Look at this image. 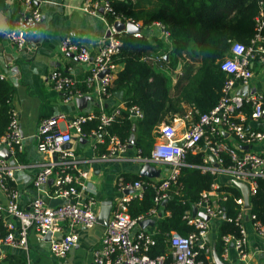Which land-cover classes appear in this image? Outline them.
<instances>
[{
  "label": "built area",
  "instance_id": "obj_1",
  "mask_svg": "<svg viewBox=\"0 0 264 264\" xmlns=\"http://www.w3.org/2000/svg\"><path fill=\"white\" fill-rule=\"evenodd\" d=\"M43 0H20L24 8V14L5 31L6 37L18 49L26 42L28 35L35 32L41 20L40 4ZM83 10L91 14L111 15L114 17L108 26V36L100 40L97 52L91 55L86 46L73 42L70 38H64L59 44L61 53H74L76 60L89 65L88 75L83 83L86 87L97 85L99 94L107 95L115 75L117 65L112 62V57L119 52L121 40L116 35L122 31H116L115 22H121L124 26L130 22L136 30L134 37H141L142 24L139 21H121L110 4V0H83ZM258 13L254 17V32L247 44L234 41L230 46L231 56L225 57L219 64V68L226 75L222 87V95L217 104L208 112L198 113L197 110L189 111L184 118L188 124L182 134L184 142L182 146L176 145L178 140L177 129L172 123H162L158 127L157 140L150 149L149 155L142 157L141 161L150 163H162L171 166V172L156 184L153 197L154 206L148 211L149 217L139 215L132 218L128 214V202L131 199L143 197V183L141 181L124 182L118 179L120 188L131 190V195L119 200L112 210L108 224L97 248L92 253V264H214L210 261V246L207 235L210 228V220L225 218V212L220 207L218 200L226 199L223 192L217 191L220 186L211 184V189L203 191L196 202V206L202 208V212L208 217L204 219L191 211H186L184 218L193 227L187 235H181L172 231L169 236V254H157L151 256L149 251L155 245L154 232H148L139 227V221L145 218H154L158 213V206L163 200L168 199V188L177 178L180 168L186 165L184 161L187 150L198 152L203 146L213 154L220 167L210 166L205 158L203 171L216 174L219 171L229 174L236 180L247 181L252 185L253 192L256 179H264V154L244 150L242 146L264 141V130L251 127L247 121L245 106H249V117L264 122V94L255 92L246 96L236 93L239 86L248 85L253 76L252 64L257 63L264 67V0H258ZM102 10V12H100ZM159 29V38L167 39L168 33L160 23H154ZM165 56V55H164ZM163 55L148 54L143 59H151L160 62ZM54 69L48 74L55 90L62 93L63 102H74L85 94V90L76 86V79L69 73ZM102 74V75H101ZM0 78L2 76L0 75ZM119 107L110 112L101 114H77L72 118L63 115L43 118L36 129L35 140L37 150L46 156L33 178V187L36 195L32 198L28 207H20L17 203L18 194L11 188L14 180L15 169L24 165L16 161L10 164L8 158L0 154V188L4 190L7 200L0 203V219L6 229V233L0 236V262L4 257V246H17L25 251L28 249V234L35 230L39 235L50 233L49 253L54 259H63L74 248L78 241V229L91 228L96 223L94 211L95 200L93 198L81 200L80 190L85 189L87 171L78 166V160L73 150L65 148V144L72 140V132L83 134L82 127L89 120L96 119L97 127L92 131L105 142L104 136L108 135L107 127L118 115ZM130 110L134 116L141 117L138 108ZM198 114L194 120L193 115ZM230 135L237 140V145H231L223 139L222 135ZM108 152L101 155V159L115 158L117 154L124 153L128 148L127 141H121L115 135H109ZM25 148L17 114L11 110V117L5 132L0 136V151L6 150L9 156L16 160L19 153ZM229 159V164H224V158ZM52 181L54 187L50 198H61L63 201L55 206H49L47 200L41 196L42 187ZM253 194V193H252ZM235 202L240 211L235 219L240 227V236L225 234L221 237L223 258L227 257L228 247L232 245L236 251V257L245 261L247 253L246 232L242 227L243 200L237 197ZM258 234L264 237V226L256 219L255 215L248 214ZM232 221L230 217L226 218ZM134 228L136 231L134 232Z\"/></svg>",
  "mask_w": 264,
  "mask_h": 264
},
{
  "label": "trees",
  "instance_id": "obj_2",
  "mask_svg": "<svg viewBox=\"0 0 264 264\" xmlns=\"http://www.w3.org/2000/svg\"><path fill=\"white\" fill-rule=\"evenodd\" d=\"M110 4L121 21H139L142 27H150L160 23L168 33L167 39L158 35L134 37L128 32L116 35L121 40L119 52L112 57V62L120 66L113 79L108 94L122 91V107L118 115L107 127L108 135L117 136L121 141H127L135 127V149L139 155H149L158 127L161 123H169L173 114L182 109L184 102L194 106L198 113L211 110L222 95V87L226 75L219 68L220 62L231 56L230 46L234 41L247 44L254 32V17L258 13V0H110ZM112 23L114 17L107 15ZM148 54L163 55L160 62L143 59ZM167 55V58H164ZM181 64L182 75L178 76L172 85V78L164 70H174ZM84 85V84H83ZM80 85L82 90L84 86ZM174 90V93H172ZM13 85L0 78V136L5 132L11 117ZM136 107L141 117L134 116L130 108ZM198 114L193 115L194 120ZM98 121L86 122L82 130H94ZM224 139V135L221 136ZM203 146V142L200 141ZM202 150L191 152L187 150L185 166L167 192L168 199L164 206H158L155 217V245L149 254L168 253L169 236L172 231L187 235L193 230L184 214L191 211L193 204L198 202L203 191L211 189L215 174L203 171ZM224 158V164H229ZM124 182L141 181L143 197L134 198L128 202V214L135 218L139 215L149 217L148 211L154 206L153 197L155 181L139 175L120 177ZM217 191L226 195V199L218 200L225 212V218L218 225V249H222L221 237L225 234L240 236V227L235 219L240 211L235 199L241 193L234 186H222ZM250 214L264 226V179L257 178L256 186L250 197ZM230 217L232 221L226 220ZM6 233L0 219V236ZM2 262L6 264H26V259L17 254L5 253Z\"/></svg>",
  "mask_w": 264,
  "mask_h": 264
},
{
  "label": "crops",
  "instance_id": "obj_3",
  "mask_svg": "<svg viewBox=\"0 0 264 264\" xmlns=\"http://www.w3.org/2000/svg\"><path fill=\"white\" fill-rule=\"evenodd\" d=\"M82 4L83 0H43L40 4L41 20L35 32L28 35L25 45L18 49L6 37L5 31L24 14L23 5L20 0H0V75L14 87L12 106L17 114L25 143L24 151L18 154L16 160L10 157L9 153L6 157L12 165L16 161L24 165L20 169H15L14 180L10 186L18 194L17 203L20 207H28L36 195L33 178L40 164L46 161V156L37 150L35 140L37 126L43 118L60 115L72 118L77 114L98 115L123 106L122 97L118 99L114 93L99 94L95 83L90 87L83 85V81L88 75L89 65L77 61L74 53H61L59 50L60 42L67 37L77 44L86 46L90 54L94 55L98 50L100 40L107 37L109 26L107 16L102 13L94 15L86 12L83 10ZM154 30L159 32L154 24L150 27H141L142 34L146 33L148 36L153 35ZM69 66L71 67L69 73L76 79V86L80 88V85H83L85 87L84 95L90 97L80 108L76 106L75 101L63 102L62 93L55 90L48 79V74L52 70L59 69L67 72ZM119 68L120 66L117 65V71ZM180 68L181 64L178 63L176 69L170 70L172 85L175 84L177 77L182 75ZM252 69L253 76L248 85H244L247 88L246 95L255 92L264 94V67L253 63ZM244 86L237 87L236 93ZM172 93L175 94L174 90ZM180 107L182 110L173 114L169 122L174 124L177 129L178 139H180L178 141H181L182 134L188 124L184 118L185 114L197 110L194 106L184 102L180 103ZM249 110V106H245L244 111L247 113L248 123L253 128L264 130V122L251 119L248 115ZM92 131L83 132L81 135L72 132V140L64 147L74 151L78 166L87 171L84 180L85 189L80 190L79 194L81 200H87L89 197L95 200L94 211L97 217L105 202H112V212L121 198L131 195L130 189L119 187L118 179L125 175L140 176V167L143 162L139 157V150L134 146L128 147L124 153L117 154L115 158L101 159L100 156L108 152V143L100 141V137ZM224 139L227 143L238 146L237 140L232 136L225 134ZM242 147L244 150L264 154V141ZM200 150L210 166L220 167L216 157L204 146H201ZM152 165L159 170V177L152 178L155 181H159L171 172V166L168 164L152 163ZM214 183L220 187L234 186L241 193L244 213L241 225L246 232L247 259L245 261L238 260L232 245L228 247L227 257H222L217 241L220 219H215L210 220L207 235L210 261L214 264H217V259L223 264H259L264 262V237L258 234L252 221L248 218L250 197L253 193L252 185L247 181L236 180L222 171L215 174ZM53 190L51 180L42 187L40 194L47 200L48 205L52 200L50 195L53 194ZM6 200V194L0 188V203H5ZM201 212V207L196 204L192 205L191 213L193 215H199ZM211 223L214 224L213 230ZM104 227L96 222L91 228H79L77 244L63 259H54L50 256L49 240L45 236L39 235L35 230H31L28 234L27 251L17 246H4L2 252L21 255L26 259V264H92V253L100 243ZM144 229L153 232L154 226ZM0 264L6 263L1 261Z\"/></svg>",
  "mask_w": 264,
  "mask_h": 264
},
{
  "label": "water",
  "instance_id": "obj_4",
  "mask_svg": "<svg viewBox=\"0 0 264 264\" xmlns=\"http://www.w3.org/2000/svg\"><path fill=\"white\" fill-rule=\"evenodd\" d=\"M100 12H102V10H100ZM126 28V32L132 34L136 28L134 27V25L130 22H128L125 26L123 23L121 22H115L114 24V28L116 31H122L123 28ZM107 32V36H108ZM165 58H167V55L164 56ZM102 75V74H101ZM237 93H239V95H243L245 96L247 93V88L246 86L242 87L241 89H239L237 91ZM123 92L122 91H116L114 92V95L116 98L121 99ZM90 97L89 96H82L80 98H77L75 100L76 106L78 108H80L82 105H84V103L89 100ZM134 131H135V127H132V134L130 135L129 139L127 140L128 142V147L131 148L135 145V135H134ZM183 140L181 141H177L175 142L176 145L182 146L183 144ZM68 144V143H67ZM66 145V144H65ZM0 154L4 157H8V152L6 150H1ZM140 176L143 177H149V178H156L159 177V170L155 168L154 165H152V163L150 162H144L143 165L140 167ZM63 200L61 198H57V199H52L49 202V206H55L57 204H60ZM167 200H163L161 205L164 206ZM111 208H112V202L108 201L105 202V204H102L100 211L96 217V222L106 226L108 224L109 221V216H110V212H111ZM160 215V214H158ZM199 216H202L204 219H208V217L204 214V213H199ZM155 220L152 218H145L141 221H139V227L141 229H144L145 227L148 226H154ZM45 237L49 240L50 239V233H47L45 235ZM0 254H1V250H0ZM217 264H223L222 262H220V260L217 259ZM259 264H264V262L259 263Z\"/></svg>",
  "mask_w": 264,
  "mask_h": 264
},
{
  "label": "rangeland",
  "instance_id": "obj_5",
  "mask_svg": "<svg viewBox=\"0 0 264 264\" xmlns=\"http://www.w3.org/2000/svg\"><path fill=\"white\" fill-rule=\"evenodd\" d=\"M154 34H156V35H159V32L157 31H155L154 30V32H153ZM165 72H166V75L167 76H170L171 77V71L170 70H164ZM174 73V72H173ZM172 76H173V74H172ZM174 77V76H173ZM211 225H212V230H213V228H214V224L213 223H211ZM209 239H211V236H209Z\"/></svg>",
  "mask_w": 264,
  "mask_h": 264
}]
</instances>
